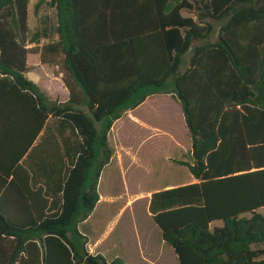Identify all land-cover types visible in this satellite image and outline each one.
<instances>
[{
    "label": "trees",
    "instance_id": "1",
    "mask_svg": "<svg viewBox=\"0 0 264 264\" xmlns=\"http://www.w3.org/2000/svg\"><path fill=\"white\" fill-rule=\"evenodd\" d=\"M29 4L0 0V75L33 95L39 130L50 117L70 127L79 154L55 208L7 210L0 197V264H125L91 253L80 226L100 200L115 122L154 95L175 98L191 136L180 163L197 182L149 203L178 264H264V0H39L36 12H57L58 38L45 44ZM212 20L225 21L218 40L193 47ZM31 55L61 68L66 102L28 79Z\"/></svg>",
    "mask_w": 264,
    "mask_h": 264
},
{
    "label": "rangeland",
    "instance_id": "2",
    "mask_svg": "<svg viewBox=\"0 0 264 264\" xmlns=\"http://www.w3.org/2000/svg\"><path fill=\"white\" fill-rule=\"evenodd\" d=\"M38 1L30 0L29 24L32 32L39 33L41 44H45L58 38L57 12L49 4L43 5L36 12ZM211 22L215 26V32L208 40L194 42L193 47L207 41H217L220 27L225 21ZM38 58L39 55L34 61L35 56H29L31 76L43 78V83L51 89V97L60 100L59 82L50 80L62 78L61 68L56 64H43ZM191 59L192 51L184 57L183 72L190 67ZM110 143L115 153L113 162L103 175L101 191L110 197H116L117 201L114 209L100 210L88 224H81L80 229L89 236L88 248L93 253L96 240L105 235L109 237V241H116L118 231L113 232L112 220L118 214L123 220H128L134 213L137 239L151 241L154 246L159 247L162 242L161 234L149 211L152 193L195 181L189 169L180 163L190 160L191 150V136L181 105L171 95L149 97L137 109L126 112L115 122ZM125 205L128 207L124 210ZM259 211L264 214V208Z\"/></svg>",
    "mask_w": 264,
    "mask_h": 264
},
{
    "label": "crops",
    "instance_id": "3",
    "mask_svg": "<svg viewBox=\"0 0 264 264\" xmlns=\"http://www.w3.org/2000/svg\"><path fill=\"white\" fill-rule=\"evenodd\" d=\"M184 15L193 14L184 11ZM27 77L52 96L49 93L51 89L43 83V78L31 76V72ZM62 78L50 81L59 82L60 102H66L69 90ZM36 121V102L33 95L0 75V197L4 198L3 209L36 210L37 213H42L49 211L52 204L55 208L58 194L60 195L58 187L64 185L65 172L73 168L79 154V150L75 148L77 144L73 143L75 136L70 127H62L50 117L39 130ZM58 130H64L65 139L59 136ZM112 162L113 158L104 168L99 180L100 200L92 215L83 224H88L92 216L100 210L114 209L117 198L101 191L103 175ZM127 207L125 205L123 209ZM130 217L123 220L118 214L111 222L113 232L118 231L116 241H109L106 235L97 239L94 249L92 248L93 254H102L108 260L119 257L125 264H178L175 251L163 239L159 247L154 246L151 241L138 240L135 213ZM214 224L222 226V222ZM157 229L161 234L158 225Z\"/></svg>",
    "mask_w": 264,
    "mask_h": 264
}]
</instances>
